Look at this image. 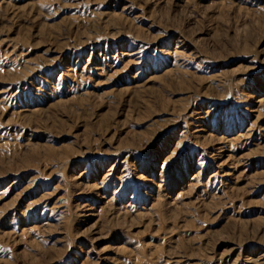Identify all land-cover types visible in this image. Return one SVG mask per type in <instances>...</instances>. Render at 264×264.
Segmentation results:
<instances>
[{
  "label": "rangeland",
  "instance_id": "1",
  "mask_svg": "<svg viewBox=\"0 0 264 264\" xmlns=\"http://www.w3.org/2000/svg\"><path fill=\"white\" fill-rule=\"evenodd\" d=\"M264 264V0H0V264Z\"/></svg>",
  "mask_w": 264,
  "mask_h": 264
},
{
  "label": "bare ground",
  "instance_id": "2",
  "mask_svg": "<svg viewBox=\"0 0 264 264\" xmlns=\"http://www.w3.org/2000/svg\"><path fill=\"white\" fill-rule=\"evenodd\" d=\"M255 264V263H254Z\"/></svg>",
  "mask_w": 264,
  "mask_h": 264
}]
</instances>
